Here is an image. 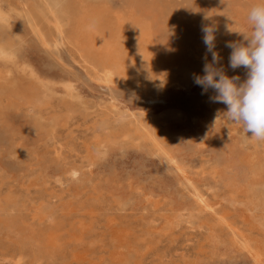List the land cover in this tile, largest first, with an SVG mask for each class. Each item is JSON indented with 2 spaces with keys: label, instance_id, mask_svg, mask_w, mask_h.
I'll use <instances>...</instances> for the list:
<instances>
[{
  "label": "rangeland",
  "instance_id": "374dc122",
  "mask_svg": "<svg viewBox=\"0 0 264 264\" xmlns=\"http://www.w3.org/2000/svg\"><path fill=\"white\" fill-rule=\"evenodd\" d=\"M124 1L111 0V5L125 12L128 11V6ZM256 2L257 0H135V2L132 0V7L135 11H143L145 19L153 22V43L157 50H161V57L164 58L167 71L171 69L170 71L174 72L173 64L179 62L174 57L179 58L182 52H186L195 69L194 74L202 75L206 54L202 29L214 24L216 50L222 57L221 64L229 76L231 73L232 76L241 74L239 76L242 81L246 78V70L243 67L231 69L228 58L231 49L228 50L226 44L244 42L243 35L238 32L250 31L247 12ZM6 4L5 1L0 0V19L8 22L15 34L16 44L13 48L5 49L4 42L0 40V70H2L0 75L7 79L17 77L21 82L31 78L33 80L31 82L46 84L53 90L49 96V107L46 105V108L43 106L44 108L40 109L25 104L11 107L6 104L5 95H1L4 107H1L0 111V188L2 187L0 205L3 203V198L11 194L18 197L16 200L19 201V212L26 223H30H28L30 228H34L35 231L39 228L45 229L49 224L47 221L65 218L62 231L65 235L72 232L71 243L69 242L70 244L63 249L62 253H59L60 255L51 257V262L50 257H42L41 261H37L32 253V247L27 245L22 252V263L264 264V214L261 215L256 208L253 212L246 210L245 203L240 204L237 200L233 202L234 197L241 199L242 194L234 193L230 197L232 188L230 185L226 186L224 182V177L229 180L232 176V173L227 171L235 168L243 156L255 154L259 159H264V141L251 138L249 136L251 134H247L242 125L227 119L223 114L227 106H224V109L222 103L212 102L209 99L211 96L208 98L207 93L202 94V88L194 83L193 75L187 85L180 86L176 82L162 86L158 82L147 84L146 81L138 84V87L127 85L132 78L126 80V83L123 81L114 84H104L93 80L82 67L76 51L66 41L63 42L60 35L55 36V40L50 43L51 51L47 52L26 26L27 24L13 16ZM207 59L211 61V54H208ZM178 76L179 73H176L175 77ZM69 91L79 97V104L75 107L79 109L71 113L68 112L65 97ZM38 110H41L39 112L43 117H47L48 120L53 118L56 124L59 123L54 133L52 131L48 137H45L46 139L39 137L34 131L27 130L25 126L27 117L36 115L39 113ZM138 114L143 118H140ZM131 116L134 118L138 116L137 119H142L141 121L145 119V123H148V118L151 117L149 123L153 126L148 124L151 129L154 128L152 129L154 136L156 135L160 144L170 155H173L175 164L169 161L168 155L161 158L158 152H154L151 145L140 147L133 140L108 146L109 149L98 146L106 135L108 136L109 133L111 135V132L122 124L133 130ZM121 121L122 124H119ZM153 121L155 125L157 124L156 126ZM201 134L205 140L202 139ZM56 155L63 156L59 164L54 161ZM94 156L96 159L91 158ZM89 158L95 161H88ZM162 161L166 164L163 165ZM62 167L63 170H61ZM73 168H81L90 180L86 182L79 180L72 174ZM236 169L241 171L239 166ZM218 174L222 175L221 178ZM181 177L185 178L183 185L178 181ZM185 183H192V187L202 195L203 199L208 200L209 204L206 203L207 200L205 203L215 209L199 213L195 206L196 210H192L190 205H192L193 197L185 190ZM192 187L189 189L191 194ZM85 191L87 195L84 194ZM123 199L126 201L124 202ZM211 210L218 215L211 213ZM51 211L53 214H50ZM66 211H69L70 215L64 213ZM2 213L0 212L1 218ZM91 213L94 214L91 215ZM220 214L222 218L227 215L223 222L217 219L220 218L218 217ZM226 221L231 226H227ZM86 223L90 225L88 229H85L88 226ZM114 227L125 229L127 231L125 236L132 239L131 244L134 248L130 253H122L125 255V260L124 257L120 258L121 254L113 255L110 238ZM2 231L4 230H0V235ZM248 239L253 248L249 247V244L250 250L238 246ZM232 240H234L233 243L236 241L238 244H233ZM259 244L262 246L260 247ZM0 246V258L2 253L18 252L9 240L1 236ZM261 248L262 251H260ZM74 252L75 256L78 254L82 257L76 258ZM252 255L259 256L260 262H256Z\"/></svg>",
  "mask_w": 264,
  "mask_h": 264
},
{
  "label": "bare ground",
  "instance_id": "6f19581e",
  "mask_svg": "<svg viewBox=\"0 0 264 264\" xmlns=\"http://www.w3.org/2000/svg\"><path fill=\"white\" fill-rule=\"evenodd\" d=\"M3 1H5L7 3L6 5H7L9 11L13 14V16L18 17L19 19L22 20V22L24 24L25 23L27 24L26 26L28 28H30V30L35 35V37H37L36 39H38V41L40 42L41 46L44 47L47 50V52L51 51L50 43L55 40V36L56 35H60L61 38H62V41L63 42L66 41L71 46V48H73L76 51V54L78 55V57L80 59V63L82 64V67H84V69L87 72V74L89 75V77H91L95 81H99V82L104 83V84H108V83L109 84L110 83L114 84V83H122L123 81L126 83V80H128V79L130 80V78H132L131 81L127 82V85H136L138 87V84H140L143 81L144 82L146 81L147 84L151 83V82H155V83L158 82V84L162 85V86H166L169 83L176 82L180 86V85H183V84L187 85L190 82V80H191V76L195 73V71H194L195 69L193 67V64H192V62H190L189 57H188V53H186V52H182V54H181V56L179 58L178 57H174V58H177V60L179 61V62H174V64H173L174 65V67H173L174 68L173 69L174 72H171L172 71L171 69H170L171 71L169 70L170 72L166 70L164 58L161 57L162 56L161 50H157L155 48L156 47L155 44L153 43V35H154L153 33H154V31L152 30V27L154 26V24H153L152 21H148L149 19L148 20L145 19L143 11H135V9L132 7V0H125L124 1V3L126 2L127 6H128V11H125V12L120 10V9H116V8L112 7L111 0H3ZM134 2H135V0H134ZM0 13H1V11H0ZM13 33L14 32L9 27L8 22L3 21V20L0 19V40H2L4 42L3 46L5 47V49H10V48H13V46H15V44H16L15 43V34H13ZM217 36H218V34H217ZM63 42L61 44H63ZM200 42H202V41H200ZM52 44L54 45V43H52ZM68 44H67V46H68ZM56 46H58V45L56 44ZM63 46H64V44H63ZM228 50H229V48H228ZM72 55H74V54H72ZM194 60H196V59H194ZM0 71H2V70H0ZM134 73L136 75H134ZM176 73H179L178 77H175ZM230 75L232 76V73ZM239 75H241V74H239ZM140 77H142V78H140ZM31 81H33L31 78H28L26 82H25V80H24V82H21L20 78H17V77H15V78L13 77L12 79L11 78L7 79V78H3L2 74H1L0 75V111L2 109L1 107H4L1 95H5L4 97H6V98H4V99H6V102H7L6 104H8L11 107L18 106L19 104H25L26 106L31 105V106H34L35 108L37 107L39 109L41 107H43V106H45V108H46V105H47V107H49L48 106L49 96H50V94H51L53 89L51 87H49L48 85H46V84L44 85V84L38 83V82H37V84H35V83L31 82ZM108 86H110V85H108ZM214 94H215L214 91L211 90V89H209V91L207 92L208 98H209V96H213ZM65 97L67 99V109H68L69 113H71L73 110L79 109V108L75 109L76 105L79 104L78 95H76L72 91H69V92H67L65 94ZM222 106L226 107V105H224V104H222ZM225 107H224V109H225ZM29 108H28V110H29ZM15 111H16V108H15ZM39 111L41 112V110H38V112ZM16 112H18V111H16ZM40 112L37 113L36 115H33L32 117H27V121H26L27 123H26L25 126L27 127L26 128L27 130L34 131V132H36L38 134L39 137H42V138L44 137L45 138V137H48L52 133V131L54 133L56 125L59 124V123L57 122V124H56V120L53 119V118L48 120V118L47 117H43L41 115L42 113L40 114ZM48 112H49V110H48ZM66 112H67V110H66ZM46 113H47V110H46ZM127 114L130 115L129 113H127ZM134 114H133V116L135 117ZM133 116H131V117H133ZM58 117H60V116H58ZM134 117H133V120H132V122H133V124H132L133 125V130L130 129L129 127L127 128L126 125H123L122 124L123 119H122V121L119 123V124H122V125L121 126L119 125L120 127L116 128L114 131H112L111 135H110V133H109L108 136L106 135L103 138V140L100 143H98L99 145L98 144L97 145L100 146V147L103 146L104 148L109 149L108 146H113V145L118 144V143H120L122 141H127V140H131L132 141L133 140V142L137 146H140V147H144L147 144L151 145L153 147V150H155L154 152H158L157 154L161 158L168 155L167 157H168L169 161H172L174 163L175 159H174L173 155H170L169 152L160 144V141L158 140L156 135L154 136V134L152 132V129L154 130V128L151 129V127H150V125L153 126V124L149 123V120H150L151 117L148 118L149 119L148 123L150 125L148 123L144 122L145 119H144V121H141L142 119L141 120L137 119L138 116H136V118H134ZM139 117H140V115H139ZM140 118H143V117H140ZM153 118L154 117H152V119ZM159 119H160V116H159ZM156 121H158V119ZM132 122H130V123H132ZM104 123H106V122H104ZM113 123L114 122H112V124ZM157 123H158V127L160 128L159 122H157ZM154 125H155V122H154ZM105 127H106V124H105ZM107 127H108V122H107ZM158 127H155V128L158 129ZM100 129H101V127H100ZM160 131H161V129H160ZM209 131H211V130H209ZM207 134H208V132H207ZM201 137H202V139L205 140L203 134H201ZM54 138H57V137H54ZM208 138H209V136H208ZM165 144H167V143H165ZM165 144H164V146H165ZM96 147L97 146H95V148ZM133 147H135V145H133ZM140 147L138 149H140ZM104 153H105V151H104ZM245 153H246V151H245ZM100 154L102 155V152ZM101 155H99V156H101ZM150 155H152V154H150ZM91 158L92 159H96L95 156H94V158L93 157H91ZM62 159H63V156L61 157V155H56L54 161H56V163L59 164L62 161ZM92 159L89 158L88 161L89 160L92 161ZM163 159H161V160H163ZM93 161H95V160H93ZM165 161H167V160H165ZM161 163L163 165L166 164L163 161ZM89 164H91V163H89ZM237 164H236L237 166L235 168L231 169V171L230 170L227 171V173H229V172L232 173L231 178L229 180H227V178L224 177L225 178L224 182L226 183V184L225 183L224 184L226 186L230 185V188H232V190H230V191H232L230 193V197H232V194L234 195V193H241L242 194V198L241 199L239 197H237V198L234 197L232 201L234 202V201L237 200V202H239L240 204L241 203H243V204L245 203L246 204V208L245 209L248 210V211L253 212V210L256 208V209H258V211L260 212L261 215L264 214V159L261 160V159H259V157H257V155H255V154H251L250 155L249 154L248 156L247 155L243 156L240 159L239 163H237ZM167 165H169V164H167ZM55 166H56V164H55ZM66 166H65V168H66ZM238 166H239V168H241V171L240 170L238 171L236 169V168H238ZM63 167L61 168V170H63ZM70 167L72 168V166H70ZM65 172H67V171L65 170ZM176 173H178V172H176ZM184 173H186V172H184ZM210 173H211V171H210ZM62 174H64V173H62ZM72 174L74 176H76L79 180H82V181H85V182L90 180L88 175L87 176L84 175V172L82 171L81 168H73ZM179 174H180V172H179ZM181 174H182V172H181ZM218 175L221 178L222 175L221 174H218ZM32 177L34 178V176H32ZM68 177H69V175L67 176V178ZM71 177H72V175H71ZM183 177H181V179L180 178L178 179V181H179V183H181V185L184 184V179L185 178H186V180H188L187 176L185 178H183ZM36 178H38V177H36ZM42 179H44V178L42 177ZM131 179H132V177H131ZM189 180H190V178H189ZM190 182H192V181H190ZM191 184L192 183H190V184H186L185 183V190H187V192H189L188 194H190L191 197H193L192 198V205H190V208L192 210H196L197 209L199 213H201L202 211L215 209L213 207L210 208V205L206 204V203H208V200L207 199H203L202 195H200V193L195 188H193ZM90 185H92V184H90ZM99 185H101V184H99ZM190 187H192V191H193L192 194L189 191V189H191ZM9 188H11V187H9ZM96 191H97V189H96ZM6 193H7V191H6ZM50 193H52V192L50 191ZM53 194H51V195L53 196ZM84 194H86V191H85ZM93 196H95V195H93ZM68 197H70V196H68ZM16 198H18V197H14L13 195L11 196V194H10L9 196L3 198V203L0 205V212H3L2 213L3 217L2 218L0 217V225L2 226V227H0V230H2V229L4 230V231H2V235H0V236L4 237L7 240H9L14 245V247L16 249H18L17 253H11V254L2 253V256L0 258L1 264H23L22 263V252L24 251L25 246H27V245L32 247V249H33L32 253L34 254L35 259L37 261L42 259V257H48V258L50 257L51 258V257H54V255L56 256L59 253H62L63 249L68 244L71 243L70 239H72V237H70L72 232H69L67 235H65L63 233V231H62V228L65 225V222H64L65 218L64 219H56L55 218L54 220H52L50 218L52 221H50V220H49L50 222L47 221V223H49V224L46 226L45 229H43V228H39L38 229V227H39L38 226V227H36L38 230L35 231L34 228H30V225H28L29 222L26 223V221L22 217L21 213L19 212V209H18L19 208V205H18L19 201H17ZM27 198H28V196H27ZM61 198H63V197L61 196ZM21 199H23V198L21 197ZM57 199L58 198H56V200ZM80 199H82V198H80ZM92 199H94V198H92ZM85 200H86V197H85ZM97 200H99V199H97ZM205 200H207L206 203H205ZM68 201L70 202V200H68ZM94 201H96V200H94ZM108 201L110 202V200H108ZM125 201L126 200H124V202ZM21 202H23V201H21ZM57 202H59V201H57ZM120 203H118V204H120ZM193 203H195V205ZM25 204H27V203L25 202ZM75 204H76V202H75ZM112 204H114V203H112ZM53 205H55V204H53ZM90 205H92V204H90ZM94 205H96V204H94ZM88 206H89V204H88ZM109 206L111 207V205H109ZM195 206H196V209H195ZM94 207H96V206H94ZM143 207H145V206H143ZM86 208H88V207H86ZM86 208H84V209H86ZM70 210H72V209H70ZM90 211H92V210H90ZM90 211H88V212H90ZM103 211H104V208H103ZM177 211L179 212L180 210H177ZM51 212H50V214H53V212L52 213ZM68 212L66 211L64 213H68ZM74 212H75V209H74ZM76 212H77V209H76ZM187 212H188V210H187ZM61 213H60V215H61ZM108 213H109V211H108ZM211 213L215 214L213 211ZM56 214H57V212H56ZM68 214L70 215V213H68ZM92 214H94V213H91V215ZM188 214H189V212H188ZM66 215L67 214H65V216ZM221 215L222 214H220L218 217H220ZM93 216H95V215H93ZM226 216H224V217L226 218ZM51 217H52V215H51ZM166 217L168 218V216H166ZM188 217H190V216H188ZM210 217H212V216H210ZM47 218H45V219H47ZM148 218H150V217H148ZM225 218L220 217V218H217V219L222 220L221 222H223ZM35 219H36V217H35ZM156 219H158V218H156ZM170 219H172V218H170ZM207 220L208 219H206V221ZM105 221H107V220L105 219ZM183 221H185V220H183ZM112 222H115V221H112ZM112 222H110V223H112ZM210 222H211V220H210ZM107 223H109V222H107ZM227 223H225V224H227ZM122 224H124V223H122ZM144 224H143V226H144ZM262 224H260V225H262ZM125 225H127V223ZM228 225L231 226L229 223L227 224V226ZM88 227H90V225H88L87 228H85V229H88ZM217 230L219 231V228ZM236 231H237V229H236ZM76 233H78V232H76ZM126 233H127V231L125 229L115 228V227L112 228V231H111L110 246L113 249V251H112L113 255H114V253L121 254L120 258L125 256L122 253H124V252L130 253V251L134 248L132 246V244H131V240L132 239L130 240L128 238V236H125ZM159 234H160V232H159ZM247 234H249V233H247ZM249 235H251V234H249ZM239 237H240V235H239ZM73 238H74V236H73ZM136 238H138V237L136 236ZM107 239H108V237H107ZM212 239L213 238H211V240ZM215 239H216V237H215ZM81 240H83V238ZM250 240H252V239H250ZM233 241L234 240H232V243H233ZM135 242H136V240H135ZM81 243H82V241H81ZM241 243L242 244L238 245V246H240L241 248H243L245 250H250L248 248V246L250 245L249 244V239H248V241L244 240ZM211 244H212V242H211ZM233 244H238V243L235 241V243H233ZM251 245L249 247H252ZM259 246H260V244H259ZM260 247H257V248L260 249ZM67 249H68V247H67ZM69 251H70V249H69ZM260 251H262V248H261ZM73 254L75 256V252ZM249 254H250V252H249ZM79 256L82 257V255H79ZM79 256L77 254L75 257L76 258L77 257L80 258ZM252 256L256 260V262H260L259 256H257V255H252ZM71 257H73V256H71ZM118 257H116V258H118ZM58 258H59V256H58ZM123 259L125 260V257ZM51 261H52V258H51L50 262ZM187 263H188V261H187ZM65 264H66V262H65ZM67 264H69V263H67ZM189 264H190V262H189ZM254 264H256V263H254Z\"/></svg>",
  "mask_w": 264,
  "mask_h": 264
},
{
  "label": "clouds",
  "instance_id": "9594fccd",
  "mask_svg": "<svg viewBox=\"0 0 264 264\" xmlns=\"http://www.w3.org/2000/svg\"><path fill=\"white\" fill-rule=\"evenodd\" d=\"M249 30L239 31L244 42H228L231 49L229 66L235 70L243 67L246 78L229 76L221 64L216 50L215 25L203 27L206 46L203 74H193V81L201 86L202 94L209 89L213 102L227 106L224 116L242 125L244 131L257 141H264V0H257L247 12ZM211 54V61L207 56Z\"/></svg>",
  "mask_w": 264,
  "mask_h": 264
}]
</instances>
